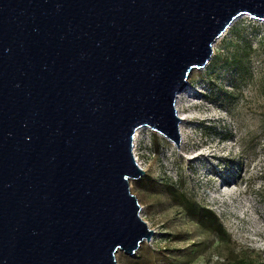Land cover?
I'll list each match as a JSON object with an SVG mask.
<instances>
[{
  "label": "water",
  "instance_id": "1",
  "mask_svg": "<svg viewBox=\"0 0 264 264\" xmlns=\"http://www.w3.org/2000/svg\"><path fill=\"white\" fill-rule=\"evenodd\" d=\"M264 0H0V264H118L154 231L130 182L176 150L189 75Z\"/></svg>",
  "mask_w": 264,
  "mask_h": 264
},
{
  "label": "rangeland",
  "instance_id": "2",
  "mask_svg": "<svg viewBox=\"0 0 264 264\" xmlns=\"http://www.w3.org/2000/svg\"><path fill=\"white\" fill-rule=\"evenodd\" d=\"M188 81L180 149L148 128L133 141L145 174L130 190L154 235L117 263L264 264V22L238 18ZM179 187L217 216L223 238L186 211Z\"/></svg>",
  "mask_w": 264,
  "mask_h": 264
},
{
  "label": "trees",
  "instance_id": "3",
  "mask_svg": "<svg viewBox=\"0 0 264 264\" xmlns=\"http://www.w3.org/2000/svg\"><path fill=\"white\" fill-rule=\"evenodd\" d=\"M173 187H174V184H173ZM177 188H178V186H177ZM178 190L180 191V193H179L180 198L179 199L181 201H183V205H184V208L186 209V211L189 214L195 216L196 218H199L200 216L206 218L207 221L209 222L210 226L213 228V232L217 236L223 238L225 236V230L222 227V224L218 220L217 216L213 212H211V210H209L205 207L199 206L195 202L185 198L184 194L180 190V187ZM185 199H187V200H185Z\"/></svg>",
  "mask_w": 264,
  "mask_h": 264
},
{
  "label": "bare ground",
  "instance_id": "4",
  "mask_svg": "<svg viewBox=\"0 0 264 264\" xmlns=\"http://www.w3.org/2000/svg\"><path fill=\"white\" fill-rule=\"evenodd\" d=\"M182 95H183V93L179 94L178 99H177V103H176L177 113H178L179 117L181 118V122H180V125H179V130H180V135H181V141L183 140V137H184V133H183V125H184L185 120H186L185 115H184L182 112H180V110H179V108H180V107H179V101H180ZM138 132H139V131H136V133H135V137H134V140H136V137H137V135H138ZM135 156H136V155H135ZM136 161H137V163L139 164V166L141 167L140 163L138 162V158H137V157H136ZM141 168H142V167H141Z\"/></svg>",
  "mask_w": 264,
  "mask_h": 264
}]
</instances>
